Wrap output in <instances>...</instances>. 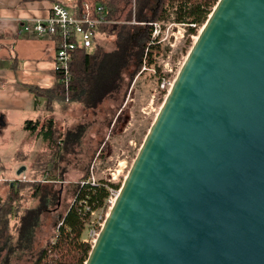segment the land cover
I'll return each mask as SVG.
<instances>
[{"label": "water", "instance_id": "obj_1", "mask_svg": "<svg viewBox=\"0 0 264 264\" xmlns=\"http://www.w3.org/2000/svg\"><path fill=\"white\" fill-rule=\"evenodd\" d=\"M84 264H264V0L217 1Z\"/></svg>", "mask_w": 264, "mask_h": 264}, {"label": "trees", "instance_id": "obj_2", "mask_svg": "<svg viewBox=\"0 0 264 264\" xmlns=\"http://www.w3.org/2000/svg\"><path fill=\"white\" fill-rule=\"evenodd\" d=\"M217 1L76 0L75 13L96 21L94 29L97 40L90 49L78 47L71 52L70 81L67 88L63 75L55 71L57 88L33 89L37 94V101L42 95L49 99L57 98L64 103L68 98L71 103L81 105L88 113L97 112L106 102L117 101L119 96L125 101L128 88L145 70L152 69L160 78L163 76L157 58L165 55L168 48H163L158 39L153 38L151 23L164 25L166 22H174L185 25L188 35L186 42L192 45L191 37L197 35L198 27L205 24ZM102 36L110 38V42H103L102 45L98 41ZM54 38L58 47V38ZM25 130L31 136L37 133L36 138L51 151L50 159L43 157L36 163L39 171L43 175L47 174L48 181L58 179V159L62 155L58 152L60 145L63 143L67 152L73 151L85 132L83 126H78L74 131H69L65 138H59L56 122L52 118L43 123L27 121ZM104 153L101 158L105 157ZM87 172L86 177L90 175V171ZM85 176L81 179L82 183L80 181L73 187L72 201L61 216L52 239L39 250L32 264L85 263L92 245L83 241V235L90 222L91 212L107 209L109 188L121 187L120 184L104 180L92 185ZM28 184H9L0 203V264L8 261L16 249L31 248L30 238L32 240L35 235L42 214L54 204L55 193L39 182L29 184L33 189V198H38L36 205L23 208L22 190ZM14 220H18L16 243L13 242L11 233Z\"/></svg>", "mask_w": 264, "mask_h": 264}, {"label": "rangeland", "instance_id": "obj_3", "mask_svg": "<svg viewBox=\"0 0 264 264\" xmlns=\"http://www.w3.org/2000/svg\"><path fill=\"white\" fill-rule=\"evenodd\" d=\"M160 24H162L163 29H168L165 35L166 38L164 36L165 39L163 40L165 43H161L163 48L168 49L165 55L157 58V62L164 70L162 58L166 59L170 53L169 51L172 50L170 61L174 67V72L171 77H176L181 67H179L178 63L182 64L184 62L202 27H198L197 35L191 37V45V43L186 42L188 37L186 29L179 27V24L174 22H166L164 25L163 23ZM172 33H175L177 38L173 43V48H170L165 40L174 38L171 35ZM109 40L111 39L102 36L99 37L98 41L102 42L103 45V42L108 43L110 42ZM159 79V74H155L154 70L148 69L134 79L127 90L125 101L122 100V96H119L117 101L106 102L105 106L95 113H88L81 105L65 101V103L63 102V107L60 108L56 115L51 117L45 114L44 118L40 117L37 119L40 123L50 118L54 119L59 138H65L69 131H74L78 126H83L85 131L73 151L67 152V147L63 143L60 145L58 152L62 155L58 159L60 169L56 181L46 180L47 174L43 175L36 166L40 158H51V151L45 144H42L35 136H30L26 133L23 138L19 139H22L21 145L13 148L8 140L4 144V137L0 136V162L4 163V168L0 165V169L8 172L15 169L20 163H25L21 165V167H25L23 173L14 175L11 172L12 179H8L11 181L0 183L1 198L5 197L9 184L11 186L20 183L32 185L39 182L44 183L56 196L54 204L46 208L42 214L40 224L32 240L30 238L31 248L29 247L28 250L23 248L16 249L10 259L3 261L2 264L33 263L39 250L48 240L52 239L61 216L64 215L71 203L73 187L81 181L88 170L90 175L85 176L88 180L95 178L96 182L104 180L116 182V185L122 184L165 100V94L157 92L160 83ZM121 100L123 103H121ZM102 153L105 155L104 158H101ZM29 184L24 189L22 188L23 208L34 207L38 201V198H33V189ZM106 212L107 209H100L96 213V217L100 214H106ZM17 226L18 220H14L11 224V233L15 243L18 239ZM86 234L87 232H85Z\"/></svg>", "mask_w": 264, "mask_h": 264}, {"label": "crops", "instance_id": "obj_4", "mask_svg": "<svg viewBox=\"0 0 264 264\" xmlns=\"http://www.w3.org/2000/svg\"><path fill=\"white\" fill-rule=\"evenodd\" d=\"M50 7L49 0H0V136L13 148L28 133L27 121H38L45 114L52 117L63 107L62 101L45 95L37 101L33 91L54 90L58 84L55 38L35 31L38 21L49 17ZM23 164L8 172L0 169V183L12 179L11 172L17 175ZM0 165L4 168V163Z\"/></svg>", "mask_w": 264, "mask_h": 264}, {"label": "built area", "instance_id": "obj_5", "mask_svg": "<svg viewBox=\"0 0 264 264\" xmlns=\"http://www.w3.org/2000/svg\"><path fill=\"white\" fill-rule=\"evenodd\" d=\"M49 1L51 2L49 17L44 21H38L37 25L35 26V31L41 35L48 34L58 38V47L54 56L55 71L63 75V82L65 83V88H67L70 81L69 66L71 61V52L78 47L84 49H90L91 47H93L97 40V33L94 29L96 21L85 18L84 16H78L75 13L74 7L76 0ZM151 25L153 26V38H157L159 43H165L163 42V40L166 38L165 35L168 29H163L161 24L159 23H153ZM179 27H183L184 30L186 29L185 25L180 24ZM171 35L174 36V38H167L165 41H167L166 43L168 44V46H170V48H173V43L177 36L175 35V33H172ZM169 52L170 53L167 55L166 59L162 58L164 70H162L163 76L160 78V83L157 89V92L164 93L165 96H167V93L171 89L175 79L174 76L171 77L174 72V67L170 61V54L172 50ZM178 65L180 67L183 65V63H178ZM179 67L177 68V71ZM65 101L68 102L69 99L66 98ZM8 181L11 180H4V182ZM96 181L97 180L95 178L92 180H87V182L92 185H96L99 183ZM80 183H82V181ZM109 183L115 185L117 184L116 182ZM118 192L119 189L115 187L109 188V196L106 200V214H100L98 217H96V213L99 210L91 212V219L86 229L87 234L85 235L84 233L83 236L84 242L93 245L104 223V220L118 195Z\"/></svg>", "mask_w": 264, "mask_h": 264}, {"label": "bare ground", "instance_id": "obj_6", "mask_svg": "<svg viewBox=\"0 0 264 264\" xmlns=\"http://www.w3.org/2000/svg\"><path fill=\"white\" fill-rule=\"evenodd\" d=\"M157 23V22H156ZM151 24H153V23H151ZM160 24V23H159ZM180 25V24H179ZM181 25H183V24H181ZM161 26H162V24H161Z\"/></svg>", "mask_w": 264, "mask_h": 264}]
</instances>
